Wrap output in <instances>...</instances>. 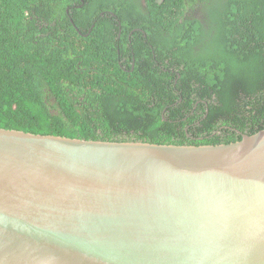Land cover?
<instances>
[{"label": "trees", "instance_id": "16d2710c", "mask_svg": "<svg viewBox=\"0 0 264 264\" xmlns=\"http://www.w3.org/2000/svg\"><path fill=\"white\" fill-rule=\"evenodd\" d=\"M0 128L168 145L255 134L264 0H0Z\"/></svg>", "mask_w": 264, "mask_h": 264}, {"label": "water", "instance_id": "95a60500", "mask_svg": "<svg viewBox=\"0 0 264 264\" xmlns=\"http://www.w3.org/2000/svg\"><path fill=\"white\" fill-rule=\"evenodd\" d=\"M0 264H264V129L168 145L0 128Z\"/></svg>", "mask_w": 264, "mask_h": 264}, {"label": "flooded vegetation", "instance_id": "af4514ba", "mask_svg": "<svg viewBox=\"0 0 264 264\" xmlns=\"http://www.w3.org/2000/svg\"><path fill=\"white\" fill-rule=\"evenodd\" d=\"M164 1H165V0H163L161 3H159V0H157V3L160 4V5H162V4L164 3ZM144 6H145V5H144ZM78 7H79V6H78ZM112 14H113V13H112ZM113 15H114V14H113ZM194 17H196L197 19H199V20L201 21V23L204 24V16H203V13H202V6H200V8H198V9L195 11ZM120 26H121V23H120ZM131 34H133V32H132ZM119 35H120V36L123 35V30H122V28L119 30ZM85 37H88V34L85 35ZM156 58H157V59H156L157 65L161 68L162 72H168L169 70L166 69L164 66H162L160 59H159L158 57H156ZM165 63H166V62H165ZM172 73H173V75H174L175 71L173 70ZM175 74H176V77H177V79L175 80L176 82H178L179 80L182 79L181 74H180L179 72H176ZM176 82H175V83H176ZM177 93H178V95H181V92L178 91ZM181 96H182V95H181ZM214 98H215V97H214ZM182 101H183V98L180 100V103H182ZM201 102L207 104L206 101H201ZM198 103H199V101H198ZM206 106H208V105H206ZM196 108H197V104H196V106L194 107V110H195ZM194 110L191 111V115H194ZM164 111H165V110H164ZM165 112H166V111H165ZM208 112H209V107L207 108V113H208ZM185 120H186V118H184V119L181 120V121H185ZM187 130H188V128L186 129V132H187ZM187 136L189 137L190 135L187 134Z\"/></svg>", "mask_w": 264, "mask_h": 264}]
</instances>
